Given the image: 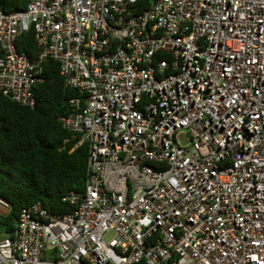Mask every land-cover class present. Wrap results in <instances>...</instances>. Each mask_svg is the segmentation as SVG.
<instances>
[{
  "label": "built area",
  "instance_id": "built-area-1",
  "mask_svg": "<svg viewBox=\"0 0 264 264\" xmlns=\"http://www.w3.org/2000/svg\"><path fill=\"white\" fill-rule=\"evenodd\" d=\"M48 59L85 188L24 207L0 264H264V0L0 1V93L34 107Z\"/></svg>",
  "mask_w": 264,
  "mask_h": 264
},
{
  "label": "trees",
  "instance_id": "trees-1",
  "mask_svg": "<svg viewBox=\"0 0 264 264\" xmlns=\"http://www.w3.org/2000/svg\"><path fill=\"white\" fill-rule=\"evenodd\" d=\"M4 10L25 9L28 0H0ZM20 50L38 53L33 30L18 39ZM34 107L0 93V197L10 203L0 217V232L13 231L21 210L41 202L50 212H71L62 200L69 190H84L89 141L67 130L61 116L75 111L71 98L79 92L66 85L59 63L48 59L45 79L36 88ZM136 264H145L144 261Z\"/></svg>",
  "mask_w": 264,
  "mask_h": 264
},
{
  "label": "rangeland",
  "instance_id": "rangeland-1",
  "mask_svg": "<svg viewBox=\"0 0 264 264\" xmlns=\"http://www.w3.org/2000/svg\"><path fill=\"white\" fill-rule=\"evenodd\" d=\"M7 211H8L7 207H5L4 205L0 204V217H1L3 214L7 213ZM2 234H3V233L0 232V236H2ZM108 237H110V236H108Z\"/></svg>",
  "mask_w": 264,
  "mask_h": 264
}]
</instances>
